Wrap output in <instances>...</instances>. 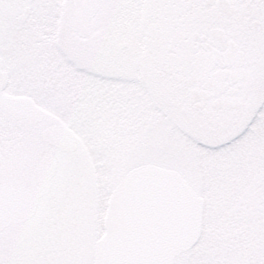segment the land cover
<instances>
[{"label": "snow or ice", "instance_id": "snow-or-ice-1", "mask_svg": "<svg viewBox=\"0 0 264 264\" xmlns=\"http://www.w3.org/2000/svg\"><path fill=\"white\" fill-rule=\"evenodd\" d=\"M0 264H264V0H0Z\"/></svg>", "mask_w": 264, "mask_h": 264}]
</instances>
